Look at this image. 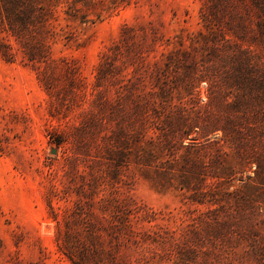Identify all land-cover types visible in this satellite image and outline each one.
<instances>
[{
  "label": "rangeland",
  "instance_id": "1",
  "mask_svg": "<svg viewBox=\"0 0 264 264\" xmlns=\"http://www.w3.org/2000/svg\"><path fill=\"white\" fill-rule=\"evenodd\" d=\"M0 264H264V0H0Z\"/></svg>",
  "mask_w": 264,
  "mask_h": 264
}]
</instances>
